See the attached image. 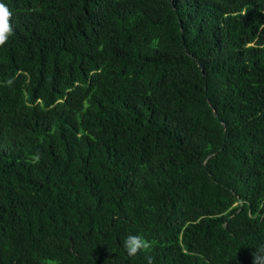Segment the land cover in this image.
Segmentation results:
<instances>
[{"label": "trees", "instance_id": "obj_1", "mask_svg": "<svg viewBox=\"0 0 264 264\" xmlns=\"http://www.w3.org/2000/svg\"><path fill=\"white\" fill-rule=\"evenodd\" d=\"M0 3V264H252L264 0Z\"/></svg>", "mask_w": 264, "mask_h": 264}, {"label": "clouds", "instance_id": "obj_2", "mask_svg": "<svg viewBox=\"0 0 264 264\" xmlns=\"http://www.w3.org/2000/svg\"><path fill=\"white\" fill-rule=\"evenodd\" d=\"M11 16L12 12L10 9L5 4L0 3V46L5 45L9 36L12 35ZM11 83L12 81L9 80L8 84L10 85ZM151 247V243L140 235H129L124 241V248L129 257H134L140 251L147 252ZM251 255L252 264H264V245H261ZM147 264H153L151 256L147 257Z\"/></svg>", "mask_w": 264, "mask_h": 264}, {"label": "water", "instance_id": "obj_3", "mask_svg": "<svg viewBox=\"0 0 264 264\" xmlns=\"http://www.w3.org/2000/svg\"><path fill=\"white\" fill-rule=\"evenodd\" d=\"M197 65L200 67L201 71L203 70L202 68V65H200L198 62H197ZM212 113H213V116L217 119L218 118V115L216 114V112L212 109ZM239 202L241 203V201L239 200Z\"/></svg>", "mask_w": 264, "mask_h": 264}]
</instances>
